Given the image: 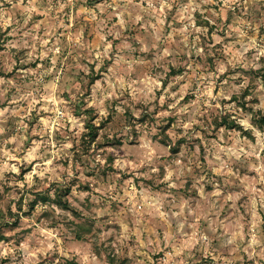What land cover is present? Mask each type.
Listing matches in <instances>:
<instances>
[{
	"label": "rangeland",
	"instance_id": "obj_1",
	"mask_svg": "<svg viewBox=\"0 0 264 264\" xmlns=\"http://www.w3.org/2000/svg\"><path fill=\"white\" fill-rule=\"evenodd\" d=\"M0 69V264H264V131L229 101L264 112V0H0ZM81 95L122 144L78 160ZM51 184L80 217L29 212Z\"/></svg>",
	"mask_w": 264,
	"mask_h": 264
},
{
	"label": "trees",
	"instance_id": "obj_2",
	"mask_svg": "<svg viewBox=\"0 0 264 264\" xmlns=\"http://www.w3.org/2000/svg\"><path fill=\"white\" fill-rule=\"evenodd\" d=\"M208 25V23H205ZM256 77H260L261 80L264 81V73L259 71H255L252 73ZM4 72L0 69V76H3ZM87 82L82 86L84 90V95L87 94L90 90V87L94 84V82L98 79L97 74L91 71L88 75H86ZM76 101L75 104V114L84 116V131L81 134L80 142H79V150L75 154L76 159L81 160V155L88 154L91 150L99 149L102 147H113L119 146L122 144L121 139L115 137H107L101 130L105 127L106 121L101 119L96 123L95 115L93 108L89 107L83 109V96ZM230 102H234L236 109L241 110L243 113H248L250 115V120L252 125L258 129L259 131H264V112L257 107L255 104L257 103V99L252 97L251 92L248 87L243 89L239 94H234L231 96ZM142 118H145V115H142ZM127 126H129V132L135 136L136 130L135 125L131 121H127ZM214 129L217 130L219 128H223L225 130H234L240 132L241 135L246 136L247 138L253 139L252 131L245 129L243 125H241L237 119L231 115L229 112L221 113L214 121H213ZM166 127L162 128L161 134L163 136L160 139L162 144H167V136L165 135ZM182 141H178L176 146L170 147L172 153H176L178 151V147ZM81 162V161H80ZM108 162H112V158L108 157ZM111 170V168H109ZM104 174V171H101ZM85 190H88V186L84 187ZM51 189L52 192H51ZM70 192V188H65L62 185L51 184L47 189L43 191H30L32 195V200L28 202L29 212L35 209L37 204H53L60 211L70 212L74 217H80V212L73 207L68 200V194ZM23 198L21 196L18 198L16 205V212L11 213L10 204L6 205V211L9 215L10 219H13V223H9V221H4L2 216H0V241L5 239L3 235V227H15L18 225L20 220V213L22 212L23 206ZM74 229L72 230L74 237L76 240H84L85 235L90 234L92 231V226L87 222H78L73 223ZM64 264H77L73 259H65ZM192 264H200V263H192Z\"/></svg>",
	"mask_w": 264,
	"mask_h": 264
}]
</instances>
